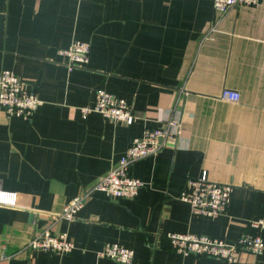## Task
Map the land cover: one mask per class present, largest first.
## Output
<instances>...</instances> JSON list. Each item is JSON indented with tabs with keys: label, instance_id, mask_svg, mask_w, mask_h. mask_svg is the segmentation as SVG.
Here are the masks:
<instances>
[{
	"label": "crops",
	"instance_id": "1",
	"mask_svg": "<svg viewBox=\"0 0 264 264\" xmlns=\"http://www.w3.org/2000/svg\"><path fill=\"white\" fill-rule=\"evenodd\" d=\"M218 17L212 0H0V71L14 70L42 99L30 120L0 117V191L17 198L0 203V264H115L99 256L106 241L134 249L136 264H264V253L183 255L167 236L264 239L252 225L264 218V0L233 8L210 32ZM74 39L90 42V60L69 70L60 50ZM97 87L130 100L135 122L84 115ZM224 87L241 98L224 100ZM169 112L183 132L130 165L144 182L134 198L96 192L75 219H53ZM204 172L234 185L215 217L179 198ZM47 227L75 248H27Z\"/></svg>",
	"mask_w": 264,
	"mask_h": 264
},
{
	"label": "built area",
	"instance_id": "2",
	"mask_svg": "<svg viewBox=\"0 0 264 264\" xmlns=\"http://www.w3.org/2000/svg\"><path fill=\"white\" fill-rule=\"evenodd\" d=\"M218 13V19L210 32L216 29L221 19L237 6L257 7L262 0H212ZM91 44L89 41L74 39L67 48L60 50L69 70L76 66H84L90 60ZM221 98L229 102H237L241 98L239 90L224 87ZM42 99L37 91L30 88L21 76L12 69L0 71V117H21L30 120ZM91 111L101 113L105 118L132 124L136 120L133 104L124 97H119L105 88L97 87L94 91L92 104L84 106L82 112L87 115ZM183 132L182 119L169 112L162 118L160 126L146 127L141 136H134L124 154L104 174L96 178L82 192L67 202L60 212L53 214V219L71 221L78 211L96 192H103L108 200L134 198L143 180L132 175L130 165L138 159L156 155L166 145L170 137L181 136ZM234 185L210 178L207 172L198 177H189L179 198L190 204L192 212L209 217L226 212ZM16 195L0 191V203L15 204ZM257 228L264 229V218L252 222ZM173 248L183 255H210L230 262L241 260L245 253H264V239L261 235L242 233L236 242L227 243L221 238L207 234L169 232L167 233ZM27 248L44 250L53 253H68L75 248V242L67 232L55 233L47 227L33 234L27 243ZM99 256L111 258L115 264H136L134 249L118 241H106L99 250ZM1 259L7 258L3 255Z\"/></svg>",
	"mask_w": 264,
	"mask_h": 264
}]
</instances>
